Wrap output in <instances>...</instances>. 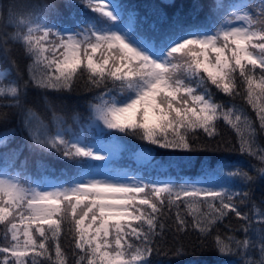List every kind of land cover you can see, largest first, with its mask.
<instances>
[{
  "label": "snow or ice",
  "instance_id": "snow-or-ice-1",
  "mask_svg": "<svg viewBox=\"0 0 264 264\" xmlns=\"http://www.w3.org/2000/svg\"><path fill=\"white\" fill-rule=\"evenodd\" d=\"M165 5L176 7L175 0H162L150 9L155 20L149 28L158 43L137 36L133 15L123 19L122 9L112 0H104L103 7L98 0H64L62 5L57 0L44 5V10L32 0L11 5L6 19L14 31L0 41V52L4 44L16 43L32 63L29 80L23 85L9 79L7 70L0 72V98L19 107L29 85L45 91H71L74 82L86 74L94 88L102 89L90 105L92 125L190 153L195 149L189 134L202 129L214 137L216 122L222 117L233 128L243 123L246 134L240 140L241 152L259 155L264 161L260 154L264 148L257 152V129L248 116L235 106L225 111L209 87L236 96L240 84L246 82L248 102L257 110L259 132L264 133V105L254 103L257 89L264 96V0L256 6L255 19L250 3L211 0L213 23L206 27L186 26L179 12L169 18L163 11ZM61 7H83L101 15L92 17L95 22L80 19L73 27L57 26L44 18L50 12L59 15ZM203 7L197 4L195 10ZM54 118L57 127L52 132L28 111L23 123L31 140L29 147L86 165L87 170L50 189L32 187L15 171L23 148L0 152V224L4 225L0 264H44L37 258L50 251L49 233L56 241L55 264H67L56 240L65 223L79 250L73 252L74 264H150L149 257L157 251L155 239L164 229L160 221L165 207L175 206L176 230L183 231L188 224L180 214L181 203L191 208L200 199L210 211L194 218L193 227L208 232L232 213L249 222L244 229L246 238L236 240L235 248L252 245L248 235L252 231L264 254V228L253 229L249 215L238 210L230 190L216 182L226 166L222 161H217L218 167L201 161L198 178L179 182H148L129 174L98 179L87 162L109 159L112 149H100L98 143L90 146L80 137L68 138L61 118ZM8 142L9 134L0 135V148ZM181 159L185 166L195 164L190 156ZM259 174L264 178V168ZM227 176L249 183L254 180L239 170ZM260 215L257 223H264V213ZM217 247L221 254L234 251L219 237ZM47 259L52 257L47 255Z\"/></svg>",
  "mask_w": 264,
  "mask_h": 264
},
{
  "label": "trees",
  "instance_id": "trees-1",
  "mask_svg": "<svg viewBox=\"0 0 264 264\" xmlns=\"http://www.w3.org/2000/svg\"><path fill=\"white\" fill-rule=\"evenodd\" d=\"M22 2L23 0H0V41L5 38L6 34H11L14 31L13 27L7 26L6 18L10 6ZM32 2L38 3L40 10H44V5L56 3L57 0H32ZM60 2L62 5L64 0H60ZM161 2L162 0H116L122 9L123 17L127 18L129 13L133 15V32L152 43H158V41L149 28V23L155 20L150 9L153 5ZM210 3L211 0H175V8L165 5L163 11L169 18L179 12L182 18H186V26L198 24L206 27L213 23V17L209 15ZM197 4H203V9L195 10ZM190 13L193 14L189 15ZM100 15L101 13H92L91 10L83 7L73 10L61 7L59 15L50 12L44 18L57 26L73 27L79 23L80 19H84L86 22H95L92 17ZM3 49L7 55L0 52V72L7 70L10 73L9 79H17L23 85L25 81L29 80L28 66L32 63L31 59L16 43L4 44ZM46 55L51 57L50 53H46ZM209 87L214 93L213 99L216 103L223 104L225 111L235 106L236 109L248 116L251 124L257 129L256 146L261 144L264 147V133L259 132L260 122L257 119V110L249 104L247 99V83L240 84L238 89L240 94L236 96L226 95L217 90L215 86L209 85ZM101 90L94 88L85 74L74 82L71 91H45L29 85L19 107L12 105L10 99L0 98V114H6L0 115V135L9 134L8 145L6 148H0V152H12L23 148V151L19 153L15 168V171L20 173L22 180L30 181L31 185H35L36 181L45 183L46 178L49 177L55 182L63 184L70 182L87 170L86 165H77L54 154L29 147L31 140L23 122L25 115L31 111L52 132L57 127L54 117L61 118V126L66 130L68 138L83 137L86 142H96L99 139H111L118 142L119 155L118 158L111 159L112 170L125 166L134 174L139 173L141 178L148 182L168 180L179 182L186 178L196 179L200 172L201 161L211 163L213 167H218L217 161H222L226 166L220 177L216 178V182L230 190L238 210L249 215L253 229L258 232L259 229L264 228V223H257L261 220L260 214L264 213V178L259 174V170L264 168V161L257 158V155L241 152L240 140L246 134L243 123L237 128H233L221 117L216 122L214 137H210L202 129L189 134L195 149L193 152L163 149L134 136H126L115 130H103L102 128L98 130L95 125H92L90 105L96 103L94 97ZM254 103L257 106L264 105V96H260L258 89ZM256 150L258 153L260 152L257 147ZM142 154H146L147 158H143ZM188 156L195 161L194 166L188 167L182 162L181 158ZM87 163L93 166L89 170L90 173L93 172L97 161L89 160ZM237 170L246 172L249 176L254 177V180L249 183L242 177L227 176L228 172ZM244 193H247L246 197ZM180 209L182 218L187 221V229L176 230L177 209L175 206L170 208L166 206L160 221L164 224V229L155 239L157 251L149 257L150 264H261L264 260V254L260 252V243L255 232L250 231L248 234L253 239L252 245H241L239 248L234 246L236 240L243 241L246 238L244 229L249 226L248 221H242L234 214L229 213L208 232H200L192 226V221L194 218H201V213L210 211L202 199L197 200L191 208L181 203ZM68 228V223H65L61 235L56 240L61 245L67 264H74L76 257L73 256V252L79 250L75 249L72 239L74 233H69ZM3 230L4 225L0 224V243H3ZM218 237L228 243L230 248H234V251L230 254H221L217 247ZM55 242L49 233L51 247L47 255H50L52 260L49 261L47 255L44 258L38 257L37 260L43 259L44 264H55Z\"/></svg>",
  "mask_w": 264,
  "mask_h": 264
},
{
  "label": "rangeland",
  "instance_id": "rangeland-1",
  "mask_svg": "<svg viewBox=\"0 0 264 264\" xmlns=\"http://www.w3.org/2000/svg\"><path fill=\"white\" fill-rule=\"evenodd\" d=\"M98 2L101 3V6L103 7V3H104V0H98ZM113 3L117 4L116 3V0H112ZM235 2H241V3H250L251 5H253L252 7V15H253V18L255 19V13L257 12V7L260 3V0H255L253 2V0H235ZM118 5V4H117ZM107 10V9H105ZM123 19H127L125 17H122ZM97 127V126H96ZM98 130L100 128H103V125H100L97 127ZM81 139L88 145L90 146H95L97 143V147L100 148V149H112V152H111V156L109 159H105V160H96L97 161V164L95 166V170L92 174H94L96 176V178L98 179H103L107 176H111V175H114V174H119L121 176H123L124 174H129V175H134V176H137L139 178H141V176L139 175V173H136L134 174V172H132V170H128L127 167L125 166H121L119 169H116V170H112V164L113 162L111 161L112 158L116 157L118 158V155H119V143L114 141V140H111V139H108V140H97L96 142H86V140H84L83 137H81ZM260 144V143H258ZM257 149H262L264 148L263 146L258 145L256 146ZM101 154H104V153H101ZM106 155V154H104ZM257 158H259V155H257ZM169 181V180H168ZM218 184H220L219 182H217ZM60 185V183L58 182H55V180L51 179V178H46V181L45 183H42V182H39V181H36L35 182V185H31L32 187H41V188H51L53 186H58Z\"/></svg>",
  "mask_w": 264,
  "mask_h": 264
}]
</instances>
